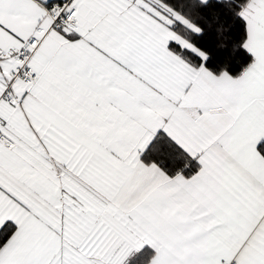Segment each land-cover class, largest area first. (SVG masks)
Instances as JSON below:
<instances>
[{
  "label": "snow or ice",
  "instance_id": "1",
  "mask_svg": "<svg viewBox=\"0 0 264 264\" xmlns=\"http://www.w3.org/2000/svg\"><path fill=\"white\" fill-rule=\"evenodd\" d=\"M0 264H264V0H0Z\"/></svg>",
  "mask_w": 264,
  "mask_h": 264
}]
</instances>
